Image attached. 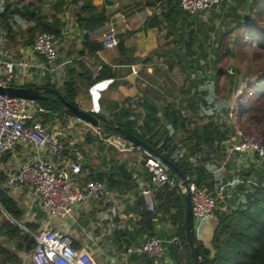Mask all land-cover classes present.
I'll return each mask as SVG.
<instances>
[{"label":"trees","instance_id":"trees-1","mask_svg":"<svg viewBox=\"0 0 264 264\" xmlns=\"http://www.w3.org/2000/svg\"><path fill=\"white\" fill-rule=\"evenodd\" d=\"M153 1L147 6L158 7L159 12L154 13L149 19L148 27H164L169 40L160 51L157 50L155 53L159 60H163L168 65L170 72L178 67L188 84L180 89V95L186 104L184 109H176L174 105L164 109L165 122L171 134L160 137L161 129H157L160 123L157 116L159 109L153 101L146 100L143 103V107L149 113L140 127L137 126V117L133 116L130 121L128 109L125 110L123 118L119 116L104 118L97 112H91V114L102 121L99 130L101 139L122 136L117 128L126 129L163 154L186 179H189L190 183L194 182L198 187L213 195H216L221 188L227 192L225 186L228 184V179L221 174L215 163H220L224 148L231 138L230 134H233L235 130L234 124L225 122L231 109L233 94L241 84L247 82L248 75H244L239 67L228 69L222 65V62L226 57L234 55L233 44L253 48L252 59L246 58L245 60V63H249L247 74H251L253 60H264V0H250L246 15H240L239 7L236 5L231 4L229 8H226L224 1L219 6L196 15L183 11L178 0ZM241 1L247 2V0ZM72 4L78 7L77 15L73 20L81 35L85 50L89 54L103 50V43L93 41L91 35L94 32L102 33L108 29L106 11L100 10L93 0H74ZM69 5L64 1H59L54 6L55 14L51 20H48L33 12V3L21 0L4 11V15H1V23L6 29L11 28L12 23H8L7 19L12 15L16 23L21 19H24L26 23H33L28 30L30 41L28 44L31 46L36 36L42 33H53L62 39L65 35L66 23L58 15L63 14ZM202 14L214 15L211 16V21L214 22L217 18L215 22L218 23L206 22L202 19ZM232 16H234L233 19H231ZM245 30L251 39L242 42L240 37ZM234 33L236 35L232 37ZM117 49L121 55L125 52L124 39L119 41ZM80 55L83 56L84 51ZM80 67L84 66L80 64ZM258 75L256 81L247 82L238 126L241 128L240 125H242L248 131L252 126V129L264 138V71L259 72ZM114 77L113 68L103 64L102 71L96 78H93L88 70L82 69L81 72H77L70 69L69 80L61 89H58L57 85L51 81L43 86L28 85L25 89L44 91L39 93L40 99L37 101L51 114L62 118L69 114L59 96L50 89L58 91L65 100L76 105L75 101L79 92L76 78L86 79L88 86H93ZM222 78L227 80L228 86L232 89L230 97L220 91ZM249 91H252L253 99L244 107L246 97L250 94ZM183 110L191 112L193 116H185L182 113ZM194 118L196 121L193 120ZM194 123L196 125L191 129ZM177 132L187 134L180 139L178 144L174 141ZM161 138H164L162 144ZM87 141L91 143V135H88ZM136 148L140 150L137 146ZM144 155L148 157L145 153ZM247 176H250L253 182L251 187L241 186L235 202L227 209L215 213L218 226L212 239L213 250L205 249L195 237V245L199 247L206 264H264V162ZM5 179V175L0 174V183ZM89 179L105 182L109 188H119L127 186L131 176L124 166H120L115 168L111 175L91 174ZM154 195L161 219L171 222L177 230L179 241L173 243L169 249L175 264H197L191 256L184 229L185 203L181 187L177 186L175 189L164 187L156 190ZM2 213L17 222H21L23 217L16 201L0 193V215ZM140 213L141 233H146L149 238H153L157 215L147 211L143 206ZM0 234L8 240L28 244L30 251L35 245L34 241L10 219L4 220L0 226ZM19 248L22 249L21 246ZM21 263L17 255L0 245V264Z\"/></svg>","mask_w":264,"mask_h":264},{"label":"crops","instance_id":"crops-1","mask_svg":"<svg viewBox=\"0 0 264 264\" xmlns=\"http://www.w3.org/2000/svg\"><path fill=\"white\" fill-rule=\"evenodd\" d=\"M24 1V0H23ZM34 4L33 12L40 16L51 20L55 14L54 6L59 1H64L68 9L63 14L58 15L66 23L65 35L69 30V36L61 39L59 43V59L57 62L58 69L51 78H45L44 73L36 67L25 71L17 70V76L11 84L14 88H25L28 85H46L48 82L56 84L58 89H61L64 83L69 80V70L74 69L81 72L82 69L90 71L93 78L99 76L102 71L103 64L111 66L115 77L96 83L93 86H88L86 79L76 78L79 92L75 101L76 105L81 109L89 112H97L104 118L124 117L126 109L129 110L130 121L133 116L137 117V126L143 124V120L148 115V111L143 107V103L153 101L159 109L158 118L160 123L157 129H161V136L170 135L171 131L165 122V111L169 106H175L180 109L186 106L185 101L178 95L169 97L168 85L171 72L168 65L163 60H159L157 50L160 51L169 41L167 39V30L161 28H149L148 22L154 13H158V7H148V3H153V0H93L100 10L106 11L108 29L102 33L94 32L91 35L93 41L102 43L103 36L107 32H114L118 40H125L126 50L121 55L118 49H104L94 54H89L85 50L81 35L78 33V28L74 24V20L78 7L73 5L74 0H27ZM238 1V0H237ZM233 0H224L226 8L230 5H236ZM21 0H0V48L6 46L4 51L0 49V61H17L27 59L32 64L42 63V59L29 52L31 46L21 44L19 40L26 30L33 26V23H26L21 19L18 23L15 17L9 16L7 21L12 23V27L6 29L1 23V15L4 11L13 7ZM158 5V4H157ZM11 14V13H10ZM84 51V55L80 53ZM131 63V64H130ZM80 64L84 67L81 68ZM136 67L137 74L132 72V67ZM27 71V72H26ZM23 72L28 73L26 76ZM173 72L179 76L180 69L176 67ZM22 73V74H21ZM33 76H31L32 74ZM183 80V85H184ZM176 82L175 89H176ZM178 86V85H177ZM179 88V86L177 87ZM124 113V114H123ZM187 117H192L191 112L182 111ZM45 116V126L48 131L57 133L61 138L76 139L80 144V151L77 155V160L83 164V170L87 178L91 174L106 173L111 175L115 168L124 166L125 170L130 173L131 180L127 186L119 188H109L107 183H103L105 191L109 197L114 200V204L120 206L118 218L120 228L117 231L110 232L108 230L110 224L111 211L105 208L100 202L90 201L82 206L76 207L69 217L59 219L53 223V229H58L67 233L73 239L75 248L80 249L88 246L93 252V255L98 264H175L174 258L171 256L169 249L172 246V240L178 237L176 228L171 222L161 219V214L154 222V237L165 241L166 255L159 261H155L146 255H139L136 252L127 254V248L137 249L141 247L145 241L150 239L148 234L141 233L139 224L141 222V209L144 199L141 194V188L149 186V174L144 170L145 155L136 147L133 149H117L109 147L118 153H123L124 157L133 156L135 164L129 171L124 163H111L107 161V150H99L96 146L89 143L88 135L92 138L99 137L100 132L75 117L64 116L62 118L55 114ZM75 119L76 122L83 124L86 128L94 130L93 133H88L86 136L81 132L68 131L63 128L61 120L67 118ZM126 119V118H125ZM193 120L196 121V118ZM238 120H235L234 125L238 126ZM125 121V120H124ZM67 126L73 127L72 120H69ZM152 125H154L152 123ZM195 125V124H194ZM192 127L191 129H193ZM187 135L182 132H177L175 143L178 144L180 139ZM95 136V137H94ZM232 137V133L230 134ZM104 140V139H103ZM164 138H161V144ZM228 142L224 148L223 156L220 163L216 162L221 174L228 179V184L225 186L227 192L226 207L231 206L235 202L238 191L241 186L251 187L252 181L249 175L255 171L264 162V158L260 159L256 155H243L235 159H226V151ZM105 146H102L104 148ZM27 151L19 148L15 153H7L0 157V174L6 175L15 171L19 164L27 157ZM30 155V154H29ZM86 163V168L84 164ZM111 163V164H110ZM245 172V173H244ZM243 176H240V174ZM246 175V176H244ZM236 179H240L239 181ZM254 185V184H253ZM6 196L12 198L21 209L23 217L21 223L26 224L32 231H40L46 224L48 213L42 205L32 200L33 190L30 187L24 186L19 189L10 191ZM224 208V207H223ZM221 211L225 210L224 208ZM2 220L0 226L6 219L14 220L7 214L0 215ZM15 224V223H14ZM16 225V224H15ZM198 225V224H197ZM196 225V238L205 249L213 250L212 239L218 226L217 214L207 219L200 226ZM29 236V235H28ZM30 237V236H29ZM31 239V237H30ZM0 245L9 249L20 259L26 253L28 244L19 241H11L0 234ZM22 247L20 249L19 247ZM168 250V252H167ZM126 255V256H125ZM22 261V259H21ZM22 264V263H21ZM33 264V263H32Z\"/></svg>","mask_w":264,"mask_h":264},{"label":"built area","instance_id":"built-area-1","mask_svg":"<svg viewBox=\"0 0 264 264\" xmlns=\"http://www.w3.org/2000/svg\"><path fill=\"white\" fill-rule=\"evenodd\" d=\"M224 0H178L180 8L191 14L210 10L219 6ZM237 0H233L235 2ZM59 39L53 33H42L36 36L29 52L42 59L40 64H32L27 59L17 61H0V88L11 87L16 71L39 68L44 73H54L59 59ZM104 49H116L119 40L114 32L103 36ZM134 74L138 73L132 67ZM245 84H241L233 94L232 105L225 122L234 124L243 109V93ZM51 114L37 100L12 97L0 94V157L15 153L19 148L27 151V157L18 168L7 174L0 183V193L27 186L33 190L32 200L44 207L48 213L45 226L38 232L29 229L26 224L14 221L16 226L29 235L35 245L31 250L33 264H98L93 252L88 246L77 249L73 239L67 233L51 228L53 223L72 215L76 207L87 202H100L111 211L108 230H119L117 221L119 205L105 191L101 181L87 178L83 164L77 160L80 147L78 141L72 138H61L57 133L48 131L45 126V116ZM234 132L228 141L226 159L231 160L243 155H256L264 158V138L252 134L234 125ZM110 146L117 149H133L136 146L123 136L108 137ZM30 154V155H29ZM144 170L149 174V186L141 188L144 199L143 208L158 217L157 202L154 192L168 187L175 189L180 186L162 164L148 156L145 158ZM192 199L193 216L196 225L200 226L213 217L226 203V197L221 188L216 195L207 193L194 182L187 179ZM181 187V186H180ZM182 192L184 189L181 187ZM179 241L178 237L172 243ZM133 252L146 255L159 261L166 255L165 241L153 237L144 242L136 250L127 248L126 253ZM126 256V255H125Z\"/></svg>","mask_w":264,"mask_h":264},{"label":"rangeland","instance_id":"rangeland-1","mask_svg":"<svg viewBox=\"0 0 264 264\" xmlns=\"http://www.w3.org/2000/svg\"><path fill=\"white\" fill-rule=\"evenodd\" d=\"M249 1L250 0H247V2H245V1L242 2L241 0H238L235 3L236 6L239 7V14L240 15H246V14H248L247 13L248 12L247 6H248ZM211 16H214V15H211ZM211 16L210 15H203V14L201 15L202 19H204L208 23H212L213 22V21H211L212 20L211 19ZM233 18H234V16H232L231 19H233ZM216 20H217V18L214 19V22L213 23L217 24L218 22H215ZM232 25H234V22H232ZM22 35L23 36L19 39L21 41V44H24L25 43L26 46L30 45V44H28L30 41H29V37L27 35L26 30L24 31V33ZM235 35H236V33H234L232 35V37H234ZM240 39L242 40V42L243 41H248V40L251 39V37L247 35V30H245L241 34ZM5 48H6V46H2L1 45V48L0 49H2V51H4L3 49H5ZM232 48L234 49V55L231 56V57H226L223 60L222 65L225 66L228 69H231L232 67H239V68L242 69L244 75H246V76L248 75L247 78H246L247 82L248 81H253V80L256 81V79L259 76L258 73L264 71V60L263 61L262 60H260V61H254L253 60L252 65H251V70H250L251 74H247L249 63H245V60H246V58L247 59H250V58L252 59L253 48H249V47L241 46V45H237V44H233L232 45ZM242 52H244L245 54H243ZM246 54H247V56H246ZM26 72H23V73L27 76L28 73H26ZM30 74H32V73H30ZM16 76H17V71H16ZM31 76H33V74ZM53 76L54 75H51L49 73H44V77L45 78H51ZM183 80L185 81V78H184V75L182 73L178 76L176 72H171V77L169 78V85H168V93L170 94L169 97L171 98V100L173 98V95H178V92L180 93V89L183 86L188 85L186 82H184V85H183ZM176 82H178V84H176V89H175V85L174 84ZM247 82L246 83L244 82L243 84L247 85ZM177 85L179 86V88H177L178 87ZM220 91H221L222 94H225L228 97H230V95H231L232 89H231L230 86H228V82H227V80L225 78H222L221 81H220ZM249 93L250 94L248 95V97H246L244 107H246L247 106V103L253 99V93H252V91H249ZM183 100H184V98H183ZM70 117H72V116H70ZM70 117L67 118L66 120H61V123L63 125V128L67 129L68 131H72V132H75V131L81 132L85 136L88 133H93L94 132V130H90V129L86 128V126H83V124H81V123L78 124V122H76L75 119H72ZM69 120H72L73 127L66 125V123L67 124L69 123ZM194 124L192 125V127H195L196 124L195 125ZM240 126L246 132H249V133H252V134H256V135L262 136L255 129H252L253 128L252 126L250 127V131H248L242 125H240ZM91 145L94 146V147L96 146L99 150L100 149L101 150H104L105 149V150L108 151L107 152L108 153V156H106V157H108L107 158L108 164H109V162L116 163V164L117 163H119V164L124 163V164H126V166L128 165L126 169H128L129 171H131V169L135 165V164L134 165L133 164L129 165L130 163H128L130 161H131V163H133V161H132L133 158H134L133 156H129L128 154H126L127 155V158H125L123 153H118L115 150L109 149V147H111L110 144H109V142L106 139H104V140L101 139L100 136L99 137L92 138ZM78 146H80L79 143H78ZM102 146H105V147L102 148ZM223 206L226 209L228 207V205L226 207V204H224ZM1 222H2V220L0 218V224H1ZM27 250H28V247H27ZM21 259H22V264H32L31 251L28 250L26 253H24Z\"/></svg>","mask_w":264,"mask_h":264},{"label":"water","instance_id":"water-1","mask_svg":"<svg viewBox=\"0 0 264 264\" xmlns=\"http://www.w3.org/2000/svg\"><path fill=\"white\" fill-rule=\"evenodd\" d=\"M69 30L70 29L67 30L65 37L69 36ZM50 91L54 92L57 96H59L60 100L65 105L66 112L69 115L75 117L76 119L82 121L83 123L89 125L90 127L98 131L100 130L102 126V121L92 115L91 112L81 110L78 106L68 102L64 99V97L59 94L58 91L52 89H50ZM40 92L38 90L25 88H0V94L12 97H22L32 100H39ZM117 130L121 133L124 138L133 143L135 146H137L146 155L158 160L162 164V166L169 172V174L177 181V183L184 189V191L182 192L183 200L185 203L184 229L186 231V237L190 246L191 256L197 264H206L204 256L201 254L199 247L195 245L194 242L196 237L195 222L193 216L192 199L191 194L189 192V185L187 179L171 161H169L163 154L159 153L149 144L140 140L137 136H135L126 129L118 127ZM84 168H86V163L84 164Z\"/></svg>","mask_w":264,"mask_h":264}]
</instances>
